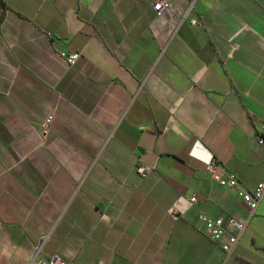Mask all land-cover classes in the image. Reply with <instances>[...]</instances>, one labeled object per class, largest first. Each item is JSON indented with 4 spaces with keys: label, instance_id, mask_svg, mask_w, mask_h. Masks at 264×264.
I'll use <instances>...</instances> for the list:
<instances>
[{
    "label": "crops",
    "instance_id": "obj_1",
    "mask_svg": "<svg viewBox=\"0 0 264 264\" xmlns=\"http://www.w3.org/2000/svg\"><path fill=\"white\" fill-rule=\"evenodd\" d=\"M156 1L0 4V264H264V198L231 256L200 226L249 216L213 157L264 175V0Z\"/></svg>",
    "mask_w": 264,
    "mask_h": 264
},
{
    "label": "built area",
    "instance_id": "obj_2",
    "mask_svg": "<svg viewBox=\"0 0 264 264\" xmlns=\"http://www.w3.org/2000/svg\"><path fill=\"white\" fill-rule=\"evenodd\" d=\"M169 6V0H158L154 3V9L157 15H162ZM58 55L64 59L70 66H74L81 53L79 51H66L64 49L58 50ZM54 120V114L50 113L42 124L38 127L39 131L46 135L52 128ZM259 141L264 144V137L259 136ZM206 168L211 173L212 178L220 185L236 189L241 196L242 201L248 209L249 216L243 217H230L225 219L224 217H210L208 215H202V224L200 225L203 231L214 241L221 243L222 248L226 252L227 256H231L234 250V245L238 242L241 233L249 224V219L255 215L259 205L264 198V175L261 181L253 189L245 187L238 175L230 171L226 165L213 157L207 164ZM138 173L142 177L148 176L152 171V167L149 165L141 164L137 167ZM189 201L194 204L198 201L196 195L190 197ZM173 214H177L176 209L172 210ZM40 250V246L37 247L36 256ZM33 264H71L60 256L56 255L50 259H37Z\"/></svg>",
    "mask_w": 264,
    "mask_h": 264
},
{
    "label": "trees",
    "instance_id": "obj_3",
    "mask_svg": "<svg viewBox=\"0 0 264 264\" xmlns=\"http://www.w3.org/2000/svg\"><path fill=\"white\" fill-rule=\"evenodd\" d=\"M0 4H1L2 6L5 7V2H4V0H0ZM2 21H3V16L0 18V24H1ZM261 136L264 137V133H261Z\"/></svg>",
    "mask_w": 264,
    "mask_h": 264
}]
</instances>
